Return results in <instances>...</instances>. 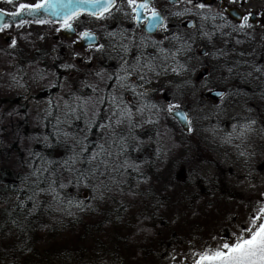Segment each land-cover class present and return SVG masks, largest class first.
I'll return each instance as SVG.
<instances>
[{
  "label": "trees",
  "instance_id": "16d2710c",
  "mask_svg": "<svg viewBox=\"0 0 264 264\" xmlns=\"http://www.w3.org/2000/svg\"><path fill=\"white\" fill-rule=\"evenodd\" d=\"M190 45L191 50L179 60V63L183 64L187 70L178 69L179 75H167L161 91L166 92L170 104H179L187 110L192 121V130L190 133H185L172 117L168 116V120L182 134H199V127L203 126L202 123H207L209 119L213 120L217 114L207 110L206 116L200 117L193 113L188 104L191 106L192 96L198 94L199 83L208 81L211 89L224 90L228 94L224 99L232 102L231 104H241L239 102L245 101L242 97L250 98L246 102H254L255 107L245 109L243 112L246 114L245 117L240 116L228 124L231 126L244 123L246 117H251L257 121L256 125L262 127L258 135L264 137V76L255 72L252 76L215 74V64L208 54L204 58L210 61L200 68L204 70L207 67L209 71L205 77L200 78L199 74H195V71L200 68H198L197 56L194 53L195 49L192 44ZM56 49L62 52V47ZM63 54L58 56L59 61L64 58H62ZM152 62L156 66V71L161 73L165 72V68L176 66L175 61ZM252 64L258 67L264 66V58L262 61L257 58L249 62L248 67H244L243 70L252 71L249 66ZM56 66L57 61L52 64L55 70ZM223 66L226 68L221 71L228 73V64H223ZM152 73L150 80H155L157 76L154 72ZM93 77L99 78V76ZM133 78H135L134 75L129 83ZM83 80L82 90L85 94L75 93L79 94L81 103L88 100L90 94L93 97L96 96L93 91L86 93L84 89L86 83ZM107 90L108 93L106 92L105 99L102 101L104 107L111 106L110 103H106V98L110 94H116L114 91L110 92V88ZM208 92L207 90L202 92L201 98H198L203 109L207 107L204 102L205 98H209ZM242 92L248 94L241 96ZM126 96H130L129 92L122 90V99ZM155 97L156 95L149 96L147 101L142 102L147 105V108L152 109V104L158 106L160 103L159 101L155 103ZM182 99H187V104H180ZM163 108L165 106H158L161 111ZM97 109L98 107L95 110ZM109 111L102 110L103 116H99L94 122L97 125L107 122ZM57 113L59 111L53 108L51 113L43 118L42 139L31 149L28 156L22 153L17 158V162L14 163H17L18 168L10 166L0 175V264H137L138 261L142 263L152 261L153 264H193V253L200 252L208 246L215 247L217 238L231 240L232 234L238 232L243 226V224L238 226L236 217L231 216L230 214L233 213L229 212L235 210L234 200L239 199L236 196L238 188L234 183L236 173L233 172V168L223 167L217 156L215 160L203 161L199 155L202 163L199 165L201 167L197 166V168L191 164L189 157L185 158L186 170L183 166L176 169L180 170L184 184L179 186L178 181L172 182L171 190L169 188L167 190L165 180L160 179L161 182L157 183L159 179H155V175L140 168L135 175L148 176L150 174V176L137 183L133 181L132 168L119 171H111L109 168L103 176L97 173L99 179L94 178L92 184L100 185L103 181L108 186L103 188L105 195L103 201L97 199L99 192L93 191L91 187L76 186L73 178L75 173L69 175L71 183L66 188L60 189L58 185L63 183L62 176L69 174L64 170L63 161L72 155L69 147L72 141L67 140L63 133L66 131L71 136L79 138L81 134L83 138L88 124L81 120L80 113L77 115L80 117L79 120H76L75 116L71 118L70 123H62L61 118L55 116ZM100 119L102 121L98 123ZM157 131L159 132L155 126L152 130L141 129V142H139L136 137L134 140L128 134L120 136L122 130L116 129V133L123 140L125 151L119 160L115 156H112L110 160L120 163L127 159L129 163H138L139 166H144L148 161L151 168L154 164V150H151L150 144H147L145 139L151 135L155 136ZM104 133L106 131L102 132L99 127L87 131L86 143L89 144V153L85 155L97 151L96 145L106 141L108 143L105 146L109 147L110 151L113 153L119 151L117 145L111 144V140L115 137L108 134L109 140L105 141ZM198 149L204 150L203 148ZM262 149L260 147L258 152ZM148 151L151 154L148 158L141 159V156L138 158L134 154H147ZM253 159L256 160V156ZM49 161L54 163L49 164ZM18 163L22 168L19 169ZM203 166L214 169V173L210 176L204 174ZM77 167L85 172L88 171L87 165L78 164ZM38 168L49 169V171L38 173L39 187H37L36 176L31 175V172ZM187 170L188 173H186ZM100 171L105 170L101 167ZM123 173L128 175V179L121 184L120 179ZM193 173L196 175L191 177ZM158 175L160 176V173ZM51 179L57 180L55 187L63 203H58L51 195L40 191V189L48 188ZM143 182L146 188L144 187L142 193L139 194L138 191L141 188L139 185ZM155 183L161 186L156 188ZM238 194L243 198L241 193L238 192ZM69 200L72 201V205L68 204ZM218 201H222L229 209L222 217H216L215 210L217 211ZM77 202L82 207H76ZM217 219L223 222L220 230L214 228V221ZM180 256L182 261L178 262ZM173 257L176 259H172Z\"/></svg>",
  "mask_w": 264,
  "mask_h": 264
},
{
  "label": "rangeland",
  "instance_id": "374dc122",
  "mask_svg": "<svg viewBox=\"0 0 264 264\" xmlns=\"http://www.w3.org/2000/svg\"><path fill=\"white\" fill-rule=\"evenodd\" d=\"M57 32L58 31L54 27L26 30L21 36L25 51L20 54V62L18 60H0V175L4 170L10 168V166L18 168L17 163H14L17 162V158H19L22 153L28 156L31 149L42 139L43 118L49 115L53 108L59 111L55 116L57 118L60 117L62 123H70L71 118L80 113L81 120L88 124L97 120V118L102 115V110H110L106 120L107 122L104 124L109 123V118H111L112 123H115L116 117L112 115L115 109L112 106L104 107L103 102H101L98 109L95 110L96 113H98L96 117H93V112L91 110V105L95 100L98 97L105 98V95L108 93L107 88L112 86L110 83L112 74H103V79H101L100 76L99 78L93 77L97 76L96 74L88 77V86L92 88V91L93 88H96V91H93L96 96L93 97L91 94L88 96L89 111L87 115H85L83 111V102L81 103L80 100L77 101L76 97H79V94H85L82 90V79L87 76V74H82L83 66L80 61V56L65 60L66 53L64 50L62 49V52L57 51L53 39L54 35L58 34ZM189 37H191V39H188ZM208 40L209 39L204 36L195 38L191 35H187L186 37L187 43L192 44L195 49L194 53L197 56L198 68L210 61L200 55L202 50L210 49L207 43ZM62 53H64L62 56V58H64L59 61L57 58L59 55H62ZM56 61L57 69L55 70L52 64ZM61 63L63 65H61ZM69 64L74 65V67L66 68L65 65ZM173 67L176 66L172 65L168 67L166 72H160L161 75L159 76L156 75L157 78L155 80L151 79V82L148 83L149 88L145 90L150 97L156 95L154 101L155 103L157 101L160 102L158 106L163 105V107L165 106L166 108V106L170 104L168 95L166 92L164 93L161 91V87L164 79H167V75H177V73L172 72L171 69ZM202 69L203 68L197 69L195 74H199ZM144 72L149 74V76L153 74L147 69H144L143 73ZM210 86L208 81H203L199 83L198 94L193 96L189 95L193 97L192 105L190 106V104H188L190 109L193 110V113L196 115L198 114L200 117L206 116L207 110L217 114L213 120L209 119L207 123H202L203 126L199 127V134L185 135L180 133L168 120L170 114L159 110L158 106L156 110L154 108L144 107L142 114L137 112V107L144 105V103L137 99V106L133 107L132 104L134 101H130V96H126L124 99L125 103L132 108L134 113V126H130L128 122L125 121V123L117 129L122 130L120 136L122 134H128L131 138L134 139L136 137V140L138 139V141L141 142V129L152 130L154 126L158 128L159 132L157 131L155 136L151 135L145 139V142L150 144L151 150H154V164H152L150 168L147 161L144 166H139V168L141 170L143 169V171H150L153 176L155 175V179H159L157 183L161 182L160 179L165 180L167 190L168 188L169 190L172 189L170 185L172 182L178 181L179 186L184 184V179L181 176L182 174L179 173L180 170L176 169L183 166L186 170L184 159L187 157L190 158L189 161L195 168L202 163L200 156L203 161L215 160L218 158L223 167L233 168V172L236 173L234 183L238 188L237 191L243 195V198L238 192L236 193L239 199L234 200L236 205H234L235 210L230 209L232 211L229 212L233 214L229 212L228 214L236 217L235 219L237 223H239L238 226H242L252 209L253 203L257 202L255 201V197L264 190V137L258 135L260 129L262 131V127L260 125H255L256 131L251 133L249 138L243 142L240 140L235 141V139L228 142V134L233 131L234 125L229 126L230 124L228 123L232 120H236L240 116H246L243 112L245 109H249L247 108L248 105H246L248 102H246L247 100L243 97L246 106L243 107L242 105H232V102H228L226 99L214 101L205 98L204 103H206L207 109H203L198 98H201L204 91L207 90L208 92L213 90ZM112 90L114 91V89ZM245 91H247V89ZM115 93L116 94H110L106 100L108 101L111 95H116L122 99V90ZM246 93L247 92H242L241 96ZM124 99L122 100L124 101ZM187 99H182L180 104H187ZM151 100H153V98ZM66 103L71 104L72 107L76 109L71 115H69V109L65 107ZM77 104L81 105V107H77ZM62 114L63 116H60ZM150 120L152 123H149ZM101 121L102 119H100L98 123H101ZM64 126L66 127V125ZM190 132L191 130L188 133ZM133 133L134 135H132ZM104 136L105 141L109 140L107 132L104 133ZM80 138H82L81 134ZM215 147H217V152L214 150ZM260 147L263 149L261 152H258ZM198 148H203L204 150ZM241 152H244L243 156L240 154ZM134 154L138 158L141 156V159L148 158L149 155L151 156L150 151H148L147 154ZM255 156L256 160L253 159ZM223 157H225V159ZM135 164L139 165L138 163ZM140 164H142V162ZM20 168H22V166L19 165V169ZM195 168H193V170H195ZM202 170L203 173L208 174V176L214 173V169L209 167L205 168L203 166ZM136 172L137 171L133 169L131 171L133 181L136 183L150 176V174L148 176L135 175ZM159 173L160 176L158 175ZM186 173H188V170ZM69 175L70 173L62 176V181L66 185L71 183V176ZM195 175L196 174L193 173L191 177ZM113 177L115 178L114 174ZM125 179H128V175L123 173L120 179L121 184L125 183ZM145 182L139 185L141 187L138 191L139 194L142 193L144 187L146 188L144 185ZM157 183H155L157 186L156 188L161 186ZM216 208V217H222L224 212L229 210L222 201H218ZM222 225L223 222H221L220 219L214 221L215 230H220ZM219 240L220 239L217 238L215 242L217 243ZM181 261L182 257L180 256L178 262ZM137 264H153V262L147 261L146 263H142L138 261Z\"/></svg>",
  "mask_w": 264,
  "mask_h": 264
},
{
  "label": "snow or ice",
  "instance_id": "6c2138e0",
  "mask_svg": "<svg viewBox=\"0 0 264 264\" xmlns=\"http://www.w3.org/2000/svg\"><path fill=\"white\" fill-rule=\"evenodd\" d=\"M167 5H170L166 10L162 11V6H157V0H3L6 5H11L14 8L12 12H5L3 8H0V33L5 32L7 29L12 28L14 25L8 21L3 20L4 16H9L15 21V27L22 28L25 25L31 24L33 22L37 24H59L57 31L63 29L68 32H76L77 29L75 25L80 22L81 17H89L96 22H106L110 19L116 17L119 14L122 18L127 19L131 24L135 25L136 28L146 30L148 33H168L171 31L169 26V17L182 18L184 16L189 17H199L201 20H220L223 24L217 25V28L230 29L228 35L232 33L243 34L248 36L250 32L257 31L258 28L264 27V24H256L253 21V17L259 15L264 17V12L255 13L251 10L246 13L238 14V22L233 23L225 15V13H231L236 15V11L240 8L245 7L248 4V0H215V5L218 10H213V5L208 3L207 0H165ZM182 6V7H181ZM229 6H234L230 8ZM176 9V10H173ZM25 17H30L32 19H25ZM191 28H196L195 23H189ZM108 37L115 38L119 35L120 40L112 44L111 47L115 49H120L123 55L120 56L122 61L120 65V73L115 75V79L119 84L121 89L130 90L136 96L143 97L144 93L136 91V87L129 83V80L133 75H138L141 81H146L150 83V79L146 80L145 75L142 74L144 69L149 72H154L155 75L159 76L160 72L156 71V66L153 64L152 60H142L141 57L144 53L141 51L140 56L135 58V63L130 64L127 56L132 54L133 47H138L143 49L146 47L145 41L146 37L140 38L139 45L135 44V35L129 34L128 30L125 29L123 32H108ZM202 35L211 41L212 34L209 32H202ZM78 36L81 40L88 43V49L90 53H100L105 54L107 52L106 45L103 43H97V35L91 29L85 27L84 30L78 32ZM173 40L179 41L180 46L175 48V52L171 53L172 59L175 58L181 52H189L191 50V45L187 44V41L183 40L181 36L174 35ZM188 39H191L189 37ZM123 41H128V43H123ZM153 48H159L160 52L164 54V59L167 60L169 57L168 50L161 48L160 45L163 43V38L159 41H150ZM236 43H241L237 40ZM16 41L13 40L11 47H15ZM223 54V53H221ZM207 55V53H205ZM241 55H244L242 52ZM91 62V60H89ZM66 68H72L74 65H65ZM161 67H163L161 65ZM252 71L247 73V76H252L253 72L258 73L260 76H264V66H256L255 64L250 65ZM177 69L181 71H186L183 64L176 61V67L171 70L174 73L180 74ZM167 71V68L164 69ZM227 71L231 73L232 68H228ZM97 76L103 79V73L97 72ZM259 78V77H257ZM96 91V88H93ZM217 96L222 99L228 94L225 92H217ZM104 97H98L95 102L91 105V110L93 112V117H96L95 109L104 101ZM79 101L80 97H76ZM115 109L112 113L116 117L115 123H112L111 118H109L108 124H99L95 122L88 123V128L85 131L83 138L71 136L70 133L64 132L63 135L67 140H71L72 144L69 145L72 155L69 156L65 161H63L64 170L69 173H75L74 180L76 186L83 185L85 188L91 187L93 191L99 192L97 199L103 201L105 195L103 188L108 186L104 184L103 181L100 185H93L92 180L99 179L97 173L100 176L106 174V172L111 168V171H119L120 169L132 168L134 171H139V165L134 163H129L127 159L120 163H116L110 160L112 156H115L117 160L124 153L123 140L116 133V129L119 128L125 121L128 122L130 126H134V113L132 108L128 106L121 98L116 95H112L107 101ZM69 109V115L75 112L76 109L72 107L71 104L65 105ZM77 107L81 105L77 104ZM144 107L147 105H141L137 107V112L143 113ZM152 108H156L157 105L152 104ZM180 108L179 104H169L163 111L171 114L174 110ZM83 111L87 115L89 111V101H83ZM76 120L80 117L76 116ZM183 119L189 125L191 129L192 121L187 115L183 116ZM149 123H152L150 120ZM257 121L251 117H246L245 122L241 124H234L233 131L228 134L229 141L232 139L240 140L241 142L249 138L250 134L256 131L255 125ZM99 127L102 132L106 131L109 136L115 137L111 140V144L118 146L119 151L113 153L110 151L109 147H106L105 143L97 144V151L92 152L90 155H85L89 153V144L86 143L87 131L92 128ZM59 138V137H57ZM239 147V145H238ZM77 149H79L77 151ZM242 156L244 152L240 153ZM49 164L54 162L49 161ZM78 164H84L88 166V171L85 172L78 168ZM31 166V165H30ZM101 167L104 168V172H101ZM49 171L48 168L44 169H34L31 172L32 176L37 178V187H39L40 176L38 173ZM115 182V181H114ZM57 185V180L51 179L47 189H40L41 192H46L51 195L54 200L58 203H63V199L60 193L55 187ZM103 185V187H101ZM58 187L64 189L67 187L64 183H59ZM111 191L110 188H108ZM32 199V197H29ZM250 210L249 215L246 217L243 226L238 232H234L233 238L231 240L220 239L217 241L215 247L208 246L200 252L193 253L194 261L193 264H264V190H262L256 197ZM69 205H72V201H68ZM76 207H82V205L77 202ZM58 210V209H57ZM71 214V212H69ZM172 259H176L173 257Z\"/></svg>",
  "mask_w": 264,
  "mask_h": 264
},
{
  "label": "flooded vegetation",
  "instance_id": "af4514ba",
  "mask_svg": "<svg viewBox=\"0 0 264 264\" xmlns=\"http://www.w3.org/2000/svg\"><path fill=\"white\" fill-rule=\"evenodd\" d=\"M207 2L213 5L214 11L218 10L215 5V0H207ZM157 6H162V11L170 7V5L166 4L165 0H157ZM229 7L234 8V6ZM0 8H3L6 13L14 11L13 6L4 4L3 0H0ZM249 10L255 13L264 12V0H248V4L245 7L235 10L236 18H238L239 13H246ZM225 15H227L228 19L233 23L238 22V19L233 18L230 13H225ZM253 21L256 24H264V17L256 15L253 17ZM10 23H13L14 26L7 29L3 33H0V60L4 61L18 60L20 62V54L25 51V46L23 40L21 39L22 33L24 31L48 27H54L55 29L59 28V24L34 23L25 25L22 28H17L15 27V22ZM189 23H195L196 28L189 27ZM223 23V21H214L211 18L205 21L201 20L199 17H169V26L171 28L170 32L148 33L146 30L136 28L135 25L131 24L127 19L122 18L119 14H117L115 18L110 19L106 22H96L89 17H81L80 22L75 25L77 29L76 32H68L61 29L57 32L58 34L54 35L53 39L55 47H62V49L66 53L65 58L67 60H69L71 57L80 56V61L83 66L82 74H87V76L83 78V81L86 83V86L84 87L86 93L92 91V88L88 86V77L90 75L96 74L97 72H101L103 74H113V80L110 83L111 85L114 84V86H110L109 88L110 91H113L112 89H114V92H119L120 90H125L120 88L115 79V75L117 73H120V65L122 63L120 56L123 55V52L118 48L114 50L111 47L112 44L120 40L119 35H117L115 38H110L107 35L108 32L120 33L127 29L129 34L135 35L136 45H139L141 37L147 38V40L145 41L146 47H144L143 49L133 47L132 54L127 56L130 64L135 63V58L137 56H140L141 51L144 53V56L141 57V59L144 61L149 59L162 63L167 61H174L171 57V53L175 52V48L179 47L181 43L172 39L174 35H179L183 40L186 41L187 35H191L195 38H201L203 37L202 32H209L212 34L211 41L208 40L207 42L210 49L204 50L206 51L207 55L209 54L210 60L215 64L214 73L247 74L248 72L244 71L243 68L248 67L249 62L254 61L257 58L262 61L264 58V27L258 28L255 32H250L248 36L238 33H232L231 35H228L230 29L220 30L217 28V25ZM85 27L91 29L96 33L98 37L97 43H103L106 45L107 52L105 54L89 52L88 43L81 40L78 36V32L84 30ZM162 38L163 43L160 45V47L168 50L169 57L167 60L164 59V54L160 52L159 48H153L150 43V41H159ZM13 40L16 41L15 47L10 46ZM237 40L241 41V43H236ZM123 43H128V41H123ZM201 52V57L207 56L205 54L202 55ZM242 52L244 53V55H241ZM184 54L185 52H181L180 54H178L175 58V62L183 58ZM89 60H91V62H89ZM226 63L228 64V68L237 70H233L231 73L222 72L221 69L226 68L225 66H223V64ZM205 70H207L208 73L209 68L206 67ZM142 74L145 75L146 80L150 79L151 75L149 76V74L145 72H142ZM134 76L135 78H133L130 83L136 87L137 92L144 93V96H136L130 90L126 91L130 94V101H134L132 106L136 107L137 99L141 101H147L149 99V96L145 91L147 88H149V84L146 81H141L138 75ZM234 99L236 98L234 97ZM245 99L250 100V98ZM219 100H222V98ZM237 105L246 107L244 102ZM246 105H248L247 108L255 107L254 102H248ZM214 150L217 152V147H215Z\"/></svg>",
  "mask_w": 264,
  "mask_h": 264
},
{
  "label": "water",
  "instance_id": "95a60500",
  "mask_svg": "<svg viewBox=\"0 0 264 264\" xmlns=\"http://www.w3.org/2000/svg\"><path fill=\"white\" fill-rule=\"evenodd\" d=\"M230 14H231V13H230ZM231 16H232L233 18H235V19H238V18H236V15L231 14ZM2 19L5 20V21H8V22H15V21H13L12 18L9 17V16H4ZM25 19H32V18H30V17H25ZM15 23H16V22H15ZM33 23H34V24H37V23H35V22H33ZM205 53H206L205 50H203L201 54L204 55ZM206 75H207V71L204 70V71H202V72L199 74V77L202 78V77H205ZM217 92H224V91H221V90H212V91L209 92L208 96H209L210 98L214 99V100H219V99H221V97H219V96L216 95ZM184 115H187V116L189 117V115H188V113H187V110H186L185 108L181 107V106H180V108H179L178 110H174V111L170 114V116H171L174 120H176V121L178 122V124L180 125V127L182 128V130H183L184 132L188 133V132L190 131V128H189V125L186 123V121L183 119V116H184ZM189 119H190V117H189Z\"/></svg>",
  "mask_w": 264,
  "mask_h": 264
}]
</instances>
